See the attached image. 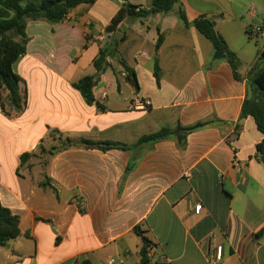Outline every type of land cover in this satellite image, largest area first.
<instances>
[{
  "label": "crops",
  "instance_id": "1",
  "mask_svg": "<svg viewBox=\"0 0 264 264\" xmlns=\"http://www.w3.org/2000/svg\"><path fill=\"white\" fill-rule=\"evenodd\" d=\"M124 2L149 7L152 0H97L58 23L27 21V50L13 65L25 110L8 116L0 106V201L19 216L21 235L0 247V264H140L143 237L151 245L146 264H264V236L256 237L264 228L257 158L264 135L252 117L241 119L248 74L264 49V10L236 0H179L168 14L123 23L118 51L140 90L113 61L112 74L129 87L103 74L94 90L101 111L73 84L96 73L92 62ZM180 7L190 23L202 16L215 22L239 60L240 80L227 60H213L211 42L179 19ZM136 99L147 101L146 109L134 108ZM199 122L206 126L184 145L173 136L137 146L164 127ZM66 139L74 145L64 146ZM82 139L128 148L85 147Z\"/></svg>",
  "mask_w": 264,
  "mask_h": 264
},
{
  "label": "trees",
  "instance_id": "2",
  "mask_svg": "<svg viewBox=\"0 0 264 264\" xmlns=\"http://www.w3.org/2000/svg\"><path fill=\"white\" fill-rule=\"evenodd\" d=\"M97 0H0V106L8 116H17L25 110L26 95L22 91V79L14 72V63L26 53L29 38L26 34L27 21L45 20L51 23H58L67 18L71 10L79 5H93ZM179 0H152L149 7L132 5L124 2L118 13L112 19L106 28L107 37L101 44L98 55L94 58L92 65L96 73L81 78L73 84L83 96L89 105L96 104L104 111V108L96 102L94 90L97 87L101 76L108 70L115 71L112 64L116 61L127 73L126 80L135 91L140 90L137 75L130 68L125 60L120 56L118 45L123 40L117 39L116 34L123 23L144 19L156 14H168L172 11ZM179 19L186 27L194 26L207 40L213 45V60H227L233 69L235 79L240 80L238 69L239 60L226 43L225 39L217 32L215 22L207 17H199L194 22L188 21L187 15L182 7L178 12ZM264 31V21L260 26ZM249 39H253L250 30H247ZM87 41L89 37H86ZM164 37L160 34L156 50L163 43ZM153 75L160 85L161 68L158 59H155ZM247 95L243 102L241 119L252 117L256 123L257 129L264 135V49L260 52L255 64L251 67L247 78ZM6 93V96L4 94ZM206 126V123H197L189 127L177 125L175 129L164 127L156 133L145 135L140 138L138 145L153 144L161 140L175 136L180 145H184L186 136L200 128ZM85 147H95L100 149H127L128 146L118 142H94L82 139L79 142ZM71 139H66L64 146H73ZM26 153L21 156V163L30 158ZM257 158L264 166V139L257 145ZM20 218L9 208L3 206L0 201V247H6L9 242L20 237ZM142 236V232L135 230ZM264 236V228L261 229L256 237ZM145 246L142 250V261L140 264H146L148 260V247H151L149 241L143 237ZM80 264H93L89 259L81 261Z\"/></svg>",
  "mask_w": 264,
  "mask_h": 264
},
{
  "label": "built area",
  "instance_id": "3",
  "mask_svg": "<svg viewBox=\"0 0 264 264\" xmlns=\"http://www.w3.org/2000/svg\"><path fill=\"white\" fill-rule=\"evenodd\" d=\"M102 41H104V38L101 39ZM148 102L147 101H141L139 99L134 100V102L132 103V106H134V108L136 109H146V107L148 106ZM202 210V205L198 204L195 206V213L197 215H200ZM147 255L149 256V253H147ZM222 259V247H217L216 253L214 255V261L215 262H220ZM109 264H116L114 260H111Z\"/></svg>",
  "mask_w": 264,
  "mask_h": 264
},
{
  "label": "rangeland",
  "instance_id": "4",
  "mask_svg": "<svg viewBox=\"0 0 264 264\" xmlns=\"http://www.w3.org/2000/svg\"><path fill=\"white\" fill-rule=\"evenodd\" d=\"M236 2H237V5H240V6L242 5V3H244L245 6H246L247 4H249V3H251V4L255 5V7H261V9L264 10V0H236ZM262 18H263V15H262V17H258V18H256V19L254 20V22H252V24H255V25L258 24V25H259L260 22H261V20H262ZM91 69H92V71H94V68H91ZM108 73H111V75H112L114 78H117V79H118V81H119L121 87H129L128 85L125 84V80H124V79L120 78L118 75L114 76V75L112 74V70H108ZM108 75H110V74H108ZM174 137H175V136H174Z\"/></svg>",
  "mask_w": 264,
  "mask_h": 264
},
{
  "label": "water",
  "instance_id": "5",
  "mask_svg": "<svg viewBox=\"0 0 264 264\" xmlns=\"http://www.w3.org/2000/svg\"><path fill=\"white\" fill-rule=\"evenodd\" d=\"M126 28H127V27H126L125 24H122V25H121L120 29L118 30V32H117V34H116L117 39H121V38H122L123 33L125 32Z\"/></svg>",
  "mask_w": 264,
  "mask_h": 264
}]
</instances>
